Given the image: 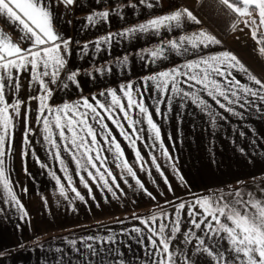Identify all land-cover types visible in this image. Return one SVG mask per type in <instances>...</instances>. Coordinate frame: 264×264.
Masks as SVG:
<instances>
[{
  "label": "snow or ice",
  "instance_id": "obj_1",
  "mask_svg": "<svg viewBox=\"0 0 264 264\" xmlns=\"http://www.w3.org/2000/svg\"><path fill=\"white\" fill-rule=\"evenodd\" d=\"M95 2L85 16L76 17L79 0H0V219L21 233L11 246H0V264H24L14 253L45 247L43 232L33 230L35 217L22 199L28 188L11 179L13 156L30 175L29 155L54 182L57 210L103 212L113 202L128 200L129 193L151 204L140 213L124 208L123 218L115 216L110 224L96 220L91 233L77 234L88 227L82 225L49 237L59 242L52 249L59 254L56 264H66L65 258L67 264H264V160L259 177L251 181L233 176L196 183L180 166L177 144L183 137L174 139L169 131L166 144L161 124L153 119L167 123L174 112L182 124L183 115L196 109L212 148L223 132L234 151L255 166L257 153L264 155V131L258 133L246 121L254 113L264 118V75L254 74L206 21L225 19L226 33L248 29L254 50L264 56V0H198L194 5L174 0L143 22L83 39L80 32L109 24L112 15L124 20L126 7L135 14L160 0L112 7ZM73 18L84 23L70 33ZM151 38L154 42L146 46L126 50L135 40ZM114 46L121 55L112 56ZM98 59L103 60L99 65ZM133 75L136 79L129 78ZM18 125L20 146L14 152ZM41 143L58 171L37 155L35 145ZM212 157L215 164L214 152ZM40 200L47 216L54 217L49 197L41 194ZM24 228L30 241L23 240Z\"/></svg>",
  "mask_w": 264,
  "mask_h": 264
},
{
  "label": "crops",
  "instance_id": "obj_2",
  "mask_svg": "<svg viewBox=\"0 0 264 264\" xmlns=\"http://www.w3.org/2000/svg\"><path fill=\"white\" fill-rule=\"evenodd\" d=\"M133 2H135V0H133ZM170 2H174V0H160V3L155 8H144L141 9L139 13L135 14L133 13L132 9L126 7L123 10L125 16L124 20L119 19L118 16L112 15L110 16L109 24L101 23L97 25L96 29L88 30L86 33L80 32L79 35L83 39H91L94 36L104 34L107 31H117L121 27L131 26L133 24L143 22L152 15L161 14L167 8ZM185 2L187 4L194 5L198 2V0H185ZM116 3L127 4L128 0H102L100 7H112ZM161 5H163V7H161ZM96 6L95 0H79L75 16L83 17L87 14L89 9ZM83 23V20H77L73 18V26L69 27V32L71 33L73 31V27L77 32H79V25ZM206 24L214 32H217L207 22ZM173 35H175V33H173ZM222 38L227 48L232 50L234 54H236L238 58L244 62L246 66L250 68V70L253 71L254 74L264 75V56H260L257 51L254 50L255 42L248 34V29L238 32H228V34L222 36ZM154 40L155 38H151L147 40V42L145 39L135 40L132 42V46L127 47L126 50L132 51L135 48L146 46V43L150 44L154 42ZM119 55H121L119 46H114L112 50V56L116 57ZM104 59H107V57L105 56ZM102 62V59H98L96 64L99 65ZM134 72L137 74L140 73L139 63H136ZM129 78L136 79V75H133ZM88 87H91V83L88 84ZM191 111L194 113L193 115H189L187 113L183 115L182 124H177L174 112L170 114V119L167 123H162L155 115H153V119L157 120V123L161 124L162 134L165 136L166 144L168 143L167 132L169 131L172 132L174 139L178 138V135L183 137V143L177 144V151L180 155V166L182 170L188 174L189 179L196 183L210 184L220 180L230 181L231 177L233 176L239 177L246 181H251L252 177L254 176L259 177V169L261 167L259 161L264 160V155L257 153V163L255 166H253L247 162V160L250 158L241 157L238 151H234V146L224 137L223 132H218L216 134L215 146L212 148L209 143L212 137L209 131L206 130L203 116L199 114L198 110L196 109H191ZM253 117L254 118H249V120L246 122L255 128L258 133L264 131V118L256 116L255 113L253 114ZM233 122L236 121L233 120ZM193 124L195 127H193ZM109 126L111 127V125ZM227 130L229 136H232L231 129L228 128ZM245 131L247 132V129H245ZM143 135L145 138L147 137L146 126ZM248 135L251 136L250 133H248ZM117 139H120L118 134ZM236 139L237 143L243 146L245 141L238 136V133L236 134ZM121 143L125 148V152L128 155L130 162H132L131 150L127 147L123 140H121ZM35 147L37 155L40 157V159L45 163H48L50 166H55L58 171V165H56L54 161H50L47 158L43 144L41 143L39 145H35ZM16 151L18 150H14V152ZM141 151L142 153L144 152L142 145ZM213 152L215 153V164L211 163ZM62 155L64 154L62 153ZM64 158L66 162H68L69 167L74 168V165L71 163V158L67 155H64ZM27 162L28 172L30 175L25 178V173L21 167L19 157L13 156V167L15 170L12 173H22L20 179L17 177L15 181H19L20 186L26 185L28 188L29 194L22 197V199L30 215L35 217L32 222L33 230L37 231L38 233L43 232L41 238L45 241V247L43 251L37 248L36 250L24 249L14 253L13 258L16 261L22 260L24 264H56V259L59 254L52 249H54L55 245L59 242H52L49 240V237L53 235H64L66 234V230L82 225H88V227L83 229V231L78 229L77 234H83L84 232L91 233L95 230L96 220H103L106 224H110L112 218L115 216L123 218V215L125 214L124 208L129 211L140 213L151 207V204L147 202V199L141 197L140 194L133 196L132 193H129L128 200L122 202H113L111 207L104 208L103 212L93 208L92 213L89 214L82 208L78 215L65 213L63 206L58 210L55 208L53 198L54 182L50 181L46 174V170L39 168V166L32 160L31 155L28 156ZM141 175L142 178L147 181V177L143 174ZM168 175L171 176V173L169 172ZM148 186L150 190H152L151 185L149 184ZM81 190L83 191L82 186ZM251 190H254V187ZM41 194L47 195L49 197L50 204L52 205L55 213L54 217H48L46 212H44L42 208V202L40 200ZM177 194L182 195L183 193L178 192ZM133 200L136 201L135 206L132 203ZM11 225H13L12 222H6L0 219V246H11L13 244V236L16 239L20 238V232L14 230L15 232L10 233L9 227ZM113 227L118 228L116 225H113ZM30 239L31 233L27 230V228H24L23 240L30 241ZM132 251H138L135 245H133ZM65 261L67 264V258H65ZM3 264H12V261L6 260L3 262Z\"/></svg>",
  "mask_w": 264,
  "mask_h": 264
},
{
  "label": "rangeland",
  "instance_id": "obj_3",
  "mask_svg": "<svg viewBox=\"0 0 264 264\" xmlns=\"http://www.w3.org/2000/svg\"><path fill=\"white\" fill-rule=\"evenodd\" d=\"M78 62H79V60H78ZM88 66H89V63L85 62V63H84V67H88ZM88 88H89V87H88ZM87 90H88V89L86 88V89H85V94H87ZM61 95H63V94H61ZM23 98L26 99V96H24ZM65 98H68V97H65ZM73 98H75V97L73 96ZM33 108H35V103H33ZM32 123H35V121H34V116H33V119H32ZM19 146H20V132H19V125H18V131H17V134H16V144H15V146H14V150H19ZM27 164H28V162H27ZM21 174H22V173H20V172H19V174L11 173V179H14L13 181L16 182V181H15L16 178L18 177V178L20 179ZM27 177H28V175H25V178H27ZM26 181H27V179H26ZM17 182H19V181H17ZM19 185H20V184H19ZM16 190L19 191V187H17ZM41 210H42V208H41ZM9 230H10V233L15 232V231H14V226L11 225V226L9 227ZM12 240H13V242H14V241H16L17 239L13 236V237H12ZM13 242H12V243H13Z\"/></svg>",
  "mask_w": 264,
  "mask_h": 264
},
{
  "label": "trees",
  "instance_id": "obj_4",
  "mask_svg": "<svg viewBox=\"0 0 264 264\" xmlns=\"http://www.w3.org/2000/svg\"><path fill=\"white\" fill-rule=\"evenodd\" d=\"M206 22L222 36L228 34V32H225V28L227 27V21L225 19L211 16V18L207 19Z\"/></svg>",
  "mask_w": 264,
  "mask_h": 264
}]
</instances>
